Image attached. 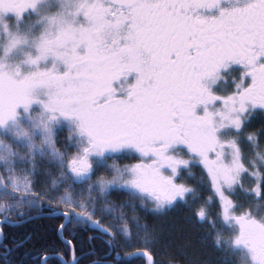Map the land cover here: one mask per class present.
I'll return each mask as SVG.
<instances>
[{"label": "snow or ice", "instance_id": "6c2138e0", "mask_svg": "<svg viewBox=\"0 0 264 264\" xmlns=\"http://www.w3.org/2000/svg\"><path fill=\"white\" fill-rule=\"evenodd\" d=\"M29 6L0 0V14ZM75 16L42 37L40 54L28 61L35 71L21 75L0 59V124L46 89L40 103L52 115L43 126L58 114L83 141L69 174L78 180L107 171L111 178L98 176L87 202L57 195L38 209L63 218L59 232L70 227L75 238L95 228L114 249L134 228L151 238L139 213L188 204L206 182L220 204L217 216L236 229L225 236L213 227L217 246L243 247L252 264H264V217L234 199L246 178L264 181V0H79ZM49 57L52 66L40 68ZM109 154L114 159L104 162ZM129 157L141 162L124 163ZM211 199L195 213L199 219L212 216ZM16 223L11 207L0 211V236ZM11 250L5 245L4 254Z\"/></svg>", "mask_w": 264, "mask_h": 264}, {"label": "rangeland", "instance_id": "374dc122", "mask_svg": "<svg viewBox=\"0 0 264 264\" xmlns=\"http://www.w3.org/2000/svg\"><path fill=\"white\" fill-rule=\"evenodd\" d=\"M38 2L41 1L30 0V6L20 15L15 13L0 14V59L12 69L19 67L21 75L35 71V66L28 61L29 58L40 54L38 45L42 37L54 35L59 31L62 23H75L78 20L74 8H70V14H63L60 10L64 6H59V9L51 8L48 7L51 6L49 3L42 5ZM14 38H18L20 43L13 47ZM6 52L7 55H5ZM53 63L54 60L49 57L47 61H42L39 67H51ZM60 68L63 70V66ZM34 95L38 99L34 100L27 110L20 106L15 117L0 124V196L6 197V200L0 201V211H5L9 207L12 211H16L20 210V207L42 204L50 197L57 195L62 197L79 196L87 202L89 195L87 189L92 188L98 182V176L111 178L107 171H101L98 176H91L83 183L76 182L69 173L71 171L70 162L83 144L77 132V125L57 114V118L49 124L48 128H45L41 121H47L52 114L45 111L40 101L47 100V90L37 89ZM110 157L113 156L111 154L105 156L104 162H111ZM140 162V159L136 157L133 161L124 163ZM96 163V161L93 162V167L96 166ZM262 183L263 181H257L251 177L246 178L245 189L241 190L242 194L239 192L234 198L241 203L242 200L239 199L241 196L244 200L241 205L251 211L256 219L264 217V193L260 190L257 191L256 188V185ZM81 188L84 190L80 191ZM253 188H256L255 191ZM92 195L98 197L99 192L93 191ZM12 197L15 198L12 199ZM110 198L114 199L115 195ZM213 198L218 200L214 194ZM191 199L188 204L181 202L176 207L157 212L158 225L155 228L147 229L151 234L149 240H145L143 231H138L135 228L131 236H121L120 239L124 241V247L126 245L125 254L143 255L147 258L148 264H155L154 250L163 249L162 254L160 252L159 255L164 258L169 257L165 240L168 236L176 237V234H178L179 241L173 246V249L175 248V251L178 252L181 246L185 247V244L182 245L184 242L180 241L179 234L183 235V233L193 230L192 225L195 223L197 226H201L189 211ZM52 202L57 203L58 201ZM97 204L100 207L103 206L102 201L97 200ZM206 207L209 209V205ZM77 210L79 211V209ZM141 223L144 224L143 221ZM222 232L225 236L232 235L236 229H232L230 225H224ZM173 242L174 240L171 239L170 243L173 244ZM213 243L212 253L217 248L223 252L226 258L232 260L233 264H252L251 254L247 249L241 247L228 250L225 247L217 246L215 237ZM212 253L204 254L205 256L199 254L201 258L185 253L184 255L187 257L185 264H205L203 259L212 256Z\"/></svg>", "mask_w": 264, "mask_h": 264}, {"label": "trees", "instance_id": "16d2710c", "mask_svg": "<svg viewBox=\"0 0 264 264\" xmlns=\"http://www.w3.org/2000/svg\"><path fill=\"white\" fill-rule=\"evenodd\" d=\"M126 161H132V158H125L124 162ZM208 197H212L207 203L212 216H210L206 222H203L195 213ZM14 198L15 197H12V199ZM2 200H6V197L0 196V201ZM189 206V211H191L192 215L195 216L196 221L201 226H197L195 223V225H192L193 230H189V232L183 233V235L179 234L180 241L182 240V242H184L182 245L185 244L186 246H181L178 252L175 251V248L173 249V246L179 241L177 237L178 234H176V237L168 236L165 241L167 243L166 251L169 250V253H167L169 257L164 258L159 255L163 249L160 250L157 248L153 253L155 256V264H185V258H187L186 255H184L185 253L196 258H201L200 255L212 253V249L214 248L213 240L215 237L213 227L222 230L225 224L222 219L217 216V213L220 212L219 201L213 198V192L206 182L200 186L196 198L191 199ZM186 208L188 209V207ZM20 209L22 208L20 207ZM37 210L38 207L30 208V210L24 211V215L31 218V216L36 214ZM5 212H7V209ZM140 215L144 217L142 221L147 225V229L152 227L155 228L156 225H158L157 213H140ZM188 215L190 214L188 213ZM13 217L14 219L17 218L16 215H13ZM213 220L217 221L215 225L211 223ZM63 222L64 220L62 217L44 216L30 219L28 222L17 226L4 225L5 238L8 240V242L5 240V243L9 247L15 245L16 249L14 251L12 249L6 256H2L0 264L4 261H10L11 264H43L44 258L48 255L52 256L46 258L45 264H63V260H72V249L68 243L63 241L58 231L59 225ZM72 234L70 227L65 228L62 233L64 238H70L72 244L75 245V258L78 260V264H92L96 261H101L100 264H107V262L113 264H148L147 258L143 255H126V245L124 247V241L122 239L119 240V247L114 248L113 253L109 255L111 249L109 244L106 243L107 237L102 235L95 228L89 227L87 229H80L75 233V238ZM89 236H95V239L89 240ZM12 238L14 239L12 240ZM171 239L174 240L173 244L170 243ZM16 240H19L18 243H15ZM17 244H19V248ZM182 248H184L183 251ZM58 254H60L62 258L58 257ZM203 261L205 264H233L232 260L226 258L223 252L217 248L215 252L212 253V256H207Z\"/></svg>", "mask_w": 264, "mask_h": 264}, {"label": "flooded vegetation", "instance_id": "af4514ba", "mask_svg": "<svg viewBox=\"0 0 264 264\" xmlns=\"http://www.w3.org/2000/svg\"><path fill=\"white\" fill-rule=\"evenodd\" d=\"M41 2H38L39 4H47V3H49L51 6H48V7H53V8H58L59 9V6H64V8L63 9H61L60 11H62V13L63 14H65V13H69L70 14V8L71 9H76V6L78 5V2H79V0H40ZM38 3H36L37 4V6H38ZM72 12V11H71ZM260 126V119L259 118H257L256 120H254L253 121V126H252V128H253V130L254 129H256V128H258ZM132 158V161L134 160V158H136V157H131ZM110 159H114V157H110ZM87 179H90V177L89 176H84V177H82V178H80V179H75L76 180V182L77 183H83V181H85V180H87ZM257 186L258 185H256V188H257ZM256 188H253L254 189V191H255V189ZM245 189V188H244ZM259 190H260V192H263L264 193V181H263V183L260 185L259 184ZM244 192H246L245 190H244ZM240 193L242 194V192L240 191ZM239 199L240 200H242L241 201V203H243L244 202V200H243V198L240 196L239 197ZM41 204H36V205H34V206H29V207H21V208H24V209H20V210H16V211H12V214L13 215H16V221H17V223L15 224V226H17V225H21V224H24V223H26V222H28L30 219H34V218H37V217H54V216H51L50 214L52 213V210L51 209H47V208H43V209H38L37 210V212H36V214L35 215H33V216H31V218L30 217H28V216H25L24 215V211L25 210H30V208H33V207H38L39 208V206H40ZM23 213V215H20V213ZM64 223V222H63ZM59 235H60V233H59ZM73 235V234H72ZM63 236V235H62ZM62 236L60 235V237L62 238ZM14 238H12V240H13ZM5 240L8 242V240H7V238H5V234L3 235V236H0V259H2V256H6L4 253H5V245H7L6 243H5ZM64 240H68V241H71L70 240V238H64L63 237V241ZM18 241L19 240H16L15 241V243H18ZM72 243V242H71ZM9 245H11V244H9ZM8 246V245H7ZM13 246H14V248H13ZM9 247V246H8ZM20 247V246H19ZM18 247V248H19ZM10 248L11 249H13V251L16 249V246L15 245H12V246H10ZM110 252H109V255H111L112 253H113V248L112 247H110ZM12 251V250H11ZM72 252H73V250H72ZM74 253V255H75V251L73 252ZM8 254V253H7ZM52 256V255H48L46 258H50V257ZM58 257H60V258H62V256L60 255V254H58L57 255ZM76 257V256H75ZM46 258H44L45 260H46ZM65 260H63V264H65ZM101 262V261H100ZM104 263V262H103ZM106 263V262H105ZM43 264H45V261L43 260ZM107 264H113V263H110V262H107Z\"/></svg>", "mask_w": 264, "mask_h": 264}, {"label": "water", "instance_id": "95a60500", "mask_svg": "<svg viewBox=\"0 0 264 264\" xmlns=\"http://www.w3.org/2000/svg\"><path fill=\"white\" fill-rule=\"evenodd\" d=\"M51 216H54V215H52V214H50ZM60 233V235L62 236V233L61 232H59ZM50 257V256H49ZM75 258V255H74V253H73V259ZM44 261H45V259H44ZM92 264H94V263H92Z\"/></svg>", "mask_w": 264, "mask_h": 264}]
</instances>
